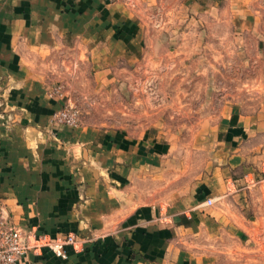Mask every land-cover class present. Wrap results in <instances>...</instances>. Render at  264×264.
Masks as SVG:
<instances>
[{
	"label": "crops",
	"instance_id": "obj_1",
	"mask_svg": "<svg viewBox=\"0 0 264 264\" xmlns=\"http://www.w3.org/2000/svg\"><path fill=\"white\" fill-rule=\"evenodd\" d=\"M244 54L264 68V0H0V218L85 241L65 258L31 250L24 263L229 264L223 254L259 221L238 187L264 158V109H229L216 137L196 138L164 123V109L154 121L142 109L118 121L113 103L148 64L172 66L164 89L182 67L194 102L197 67L206 82L228 59L243 66ZM69 100L78 126L52 121ZM102 112L114 116L101 123Z\"/></svg>",
	"mask_w": 264,
	"mask_h": 264
},
{
	"label": "rangeland",
	"instance_id": "obj_2",
	"mask_svg": "<svg viewBox=\"0 0 264 264\" xmlns=\"http://www.w3.org/2000/svg\"><path fill=\"white\" fill-rule=\"evenodd\" d=\"M149 20L154 26H159L166 21V19L154 16ZM179 20L180 25L188 23L187 17H180ZM169 21L171 24V19ZM198 21L200 22L202 19H197V23ZM168 36L171 37V35ZM237 36L239 37V35L228 36L224 34L223 39L225 41L238 40L241 44V36L239 38ZM196 37L197 48L200 49L204 35L197 34ZM215 40H219V37L217 36ZM199 49H197V53ZM243 58V66L235 65L230 59L226 61L227 65L213 66L212 73L209 74L208 72V76H205L210 79L206 82L203 80V67H197L194 102L189 101L186 96L191 81L188 82L187 77L185 80L182 79V67L179 73L180 83H175L170 79L168 88L165 84V89L162 84L164 79L171 75L172 66L148 64L147 68H143L141 71L137 69L133 79L126 82V85L122 86L117 93L118 95L121 93V97L116 96L113 103L115 104L114 109H119L115 118L118 121H123L124 117L130 116L129 109H142V114L145 111V116L154 121L158 115L156 111L159 113L161 109H164L161 114L164 123H169L172 127L178 128L181 137L187 135L196 138L216 137L219 122L223 120L226 113H229V109H242L245 115H250L258 108L264 109V79L262 76L264 75V68L259 67L255 59L247 54H244ZM177 86H180L181 96L179 99H173L171 91L178 90ZM125 90L126 93H124ZM61 91V87L57 86L52 93L59 94ZM183 93H185V97H182ZM65 107L78 110L80 121L73 126L80 125L83 120V113L77 101L69 100L59 109ZM123 109H128L127 114L124 113ZM107 116L113 117L114 115L103 112L99 114L102 119L101 123L106 124ZM239 185L238 188L241 189L239 192L247 191V193H243L241 204H244L243 207L249 212V215H256L259 221H257L253 233H250L244 242H239L235 248L229 247V251L223 254L225 255L224 261L229 262V264H264V158L260 161L256 171L249 172L242 177V182ZM229 245L232 246L231 243Z\"/></svg>",
	"mask_w": 264,
	"mask_h": 264
},
{
	"label": "built area",
	"instance_id": "obj_3",
	"mask_svg": "<svg viewBox=\"0 0 264 264\" xmlns=\"http://www.w3.org/2000/svg\"><path fill=\"white\" fill-rule=\"evenodd\" d=\"M114 1V0H108ZM52 121L68 125H77L80 121L79 112L72 107L59 109L53 114ZM214 198H207L201 205H212ZM85 241L74 232L64 236L50 238L47 235H36L33 231L25 232L15 224L0 218V264H26L23 259L31 250L37 251L43 246L49 247L57 256H67L66 247L82 251Z\"/></svg>",
	"mask_w": 264,
	"mask_h": 264
}]
</instances>
